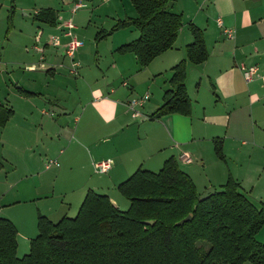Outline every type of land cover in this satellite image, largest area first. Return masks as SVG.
I'll list each match as a JSON object with an SVG mask.
<instances>
[{
	"label": "crops",
	"instance_id": "0c3cea01",
	"mask_svg": "<svg viewBox=\"0 0 264 264\" xmlns=\"http://www.w3.org/2000/svg\"><path fill=\"white\" fill-rule=\"evenodd\" d=\"M170 6L173 9L171 12L180 14L182 18L177 39L171 49L144 67L138 64L133 54L118 53L119 45L107 47L104 44L99 47L95 43L92 45L95 52L92 49L88 51L91 58L83 47L76 50L72 58L64 56L61 47L50 44L51 38L56 36L62 46L68 41L62 26L65 23L64 11L60 13L48 8L56 13V25L52 33L46 35L45 48L36 45L33 49L38 57L28 63L26 79L15 81L16 89L11 90L14 102H19L27 112L30 111L28 123L32 130H47L48 123L44 118L35 123L36 119H39V114H46L44 106L53 104L58 107L64 88L74 85L76 105H71L69 113L77 110L79 104L82 116L75 117L77 127L73 130L59 128L58 135L65 144L66 157L73 158V165L68 168L70 171L65 173L67 177L77 175L81 182L91 183V187L81 188L82 201L88 190L100 191L120 209L124 204L109 189L116 190L138 169L158 172L170 157L176 159L181 170L185 167L184 172L192 179L199 194L208 188L219 190L231 178L247 197L260 196L263 200L264 87L258 77L252 82H245L239 67L242 64L256 66L260 74L264 72V5L259 0H174ZM197 7L200 9L196 11ZM189 23L204 35L207 59L199 64L191 63L186 56V46L193 42L191 33L186 31ZM225 28L235 30L234 39L225 36ZM135 39L136 35L131 40ZM64 57L67 60L59 62V58ZM3 58L0 57V85L6 66ZM182 61L185 62L184 85L191 113H172L156 119L153 114L162 105L164 93L171 89L172 68ZM73 63L77 64L76 74L71 72ZM58 70L69 77L79 78L74 82L71 79H55ZM123 82L126 85H122ZM19 89L33 95L25 97ZM82 90L87 91V98L82 95ZM145 93L149 94V98L138 109L140 117L132 118L126 103ZM70 102V98L63 99L65 106H69ZM9 103L13 116L8 124L17 115L15 103ZM67 110L63 107L62 111ZM12 127L17 137L15 130L19 126L13 124ZM5 131L6 127L0 128V143ZM6 141L10 142L13 156L19 150H30L32 146H29L30 143L20 146L9 138ZM215 141L221 142L223 158L215 154ZM181 153L189 155L191 163L180 161L178 157ZM103 160H111L113 165L106 174L96 175L93 165ZM2 162H10V167L17 170L15 160L2 156L0 171ZM34 165L28 159L24 168L33 171ZM73 167L76 168L74 173L71 170ZM58 172L61 174V171ZM261 204L264 205V201ZM58 211L49 210L52 215ZM2 218L15 226L18 238H24L15 220L8 215Z\"/></svg>",
	"mask_w": 264,
	"mask_h": 264
},
{
	"label": "trees",
	"instance_id": "16d2710c",
	"mask_svg": "<svg viewBox=\"0 0 264 264\" xmlns=\"http://www.w3.org/2000/svg\"><path fill=\"white\" fill-rule=\"evenodd\" d=\"M174 0H130L136 18L119 21L112 29L134 25L139 37L117 48L131 53L141 67L168 51L182 25L180 14L171 12ZM9 23L12 25L11 13ZM34 20L54 27L56 13L43 9ZM193 42L186 46L187 59L199 64L207 59L203 32L189 24ZM108 35L100 30L96 39ZM171 89L153 114L190 115L185 62L172 68ZM25 97L32 96L19 89ZM13 116V110L0 103V128ZM215 154L223 158L221 142L215 141ZM129 201L122 211L104 194L88 190L75 217L52 222L37 217V236L29 243V252L17 257V230L0 217V264H264V243L255 235L264 225V205L255 206L229 178L219 190L199 201L196 187L174 157L168 158L156 172L138 169L117 187ZM191 216V221L176 223ZM152 221L151 225L145 224ZM208 244L204 249L203 245Z\"/></svg>",
	"mask_w": 264,
	"mask_h": 264
},
{
	"label": "rangeland",
	"instance_id": "374dc122",
	"mask_svg": "<svg viewBox=\"0 0 264 264\" xmlns=\"http://www.w3.org/2000/svg\"><path fill=\"white\" fill-rule=\"evenodd\" d=\"M73 2V0H16L15 4L14 0H1L0 2L2 4L0 7V57H5L2 62L6 64L3 72L4 79L0 85V103L4 107L9 108V101H11V103H15V108L17 109L16 117L11 123L8 124V121L7 125L4 126L6 131L0 143V161L2 156L10 157L15 160L16 164L14 165H17V170H15L13 166L10 167V162H2L3 167L2 171H0V217L8 215V217L15 220L19 230L24 235V238L17 237V257H23L28 254L29 243L38 234V216H44L52 222H57L62 216L75 217L78 212V206L82 201L81 197H83L81 188L91 187L90 182H88L89 184L81 182L77 175L75 177H67L65 174L70 171L68 168L73 165H71L73 158L72 156L66 157L64 153L65 144L60 135H58L59 128L65 127L67 130H73L77 127L78 124L75 122V117L79 118L82 116L79 104H77V110L69 113L71 105H76L74 85L70 84L67 88H64V96L61 95L58 107L48 104V106H44L43 110L46 114H43V116L39 114V119H36L35 123H37V120L44 118L43 120L48 123L47 130H32L28 123L30 119L28 113L30 111L27 112L19 102H14V97L11 93V90L16 89L15 81L26 79L25 69H28L27 65L30 60L32 58L37 59L38 55L33 50L35 46L45 48L46 35L47 33H52L53 27H48L34 20V12L48 8H54L60 13L64 11L63 19L72 21L76 27L73 34L83 43V48L87 53L95 43L99 44V47H103L104 44L107 47L112 45L120 46L132 41L131 39L135 35L137 38L139 37V32L134 25L112 31L119 21L126 18H136L137 13L130 0H82L85 7L71 14ZM259 2L264 5V0H259ZM11 9L13 10L11 13L12 25L8 20ZM199 9L200 7H197L196 11ZM170 10L173 11L172 8ZM184 23H186L185 20ZM102 29L110 35H107L109 39L106 42L104 41L106 37L100 40L96 39L98 32ZM186 31H189V25ZM92 51L95 52L94 49ZM88 57L91 58L89 53ZM64 60H67V58H59V62ZM11 74H13L12 78ZM78 78V76L69 77L66 73H62L59 70L57 76H55V79H71L72 82ZM50 79L52 80L53 77L51 76ZM89 79L92 78L89 77ZM17 87H20V85ZM81 93L87 98V91L84 92L82 90ZM65 98H70L69 106L63 104V99ZM63 107L68 109L67 112L62 111ZM13 124L19 126V129L15 130L16 134H18L17 137L14 136ZM6 138L11 139L20 146L25 143H30L29 146H32H30V150L26 149V152L19 150L13 156V151L9 148L10 142L6 141ZM3 144H5L4 149H2ZM63 153L64 155H62ZM28 159L36 164L32 168L33 171L24 168V163ZM47 165L48 167H46ZM181 168L186 171L185 167ZM71 170L74 173L76 168L73 167ZM58 171H61V174H58ZM109 192L115 193L122 201V204H124L120 210L125 211L128 209L129 201L123 198L117 189L113 191L109 189ZM100 193L102 194V192ZM78 195L79 199L77 201ZM252 197L251 199L248 198L257 207H260L264 197L263 200H261L260 196ZM62 202L63 204H61ZM50 209H59V211L57 214L52 215L49 212ZM255 240L258 243H264V225L256 233ZM199 245H203L204 249L209 247L206 243H199ZM243 264L251 263L245 262Z\"/></svg>",
	"mask_w": 264,
	"mask_h": 264
},
{
	"label": "built area",
	"instance_id": "2783aa9c",
	"mask_svg": "<svg viewBox=\"0 0 264 264\" xmlns=\"http://www.w3.org/2000/svg\"><path fill=\"white\" fill-rule=\"evenodd\" d=\"M84 7L85 5L82 3V0H77V2L72 3L70 13L74 14ZM62 26L64 29V35L68 38V41L62 46L59 37L56 36L51 38L50 44L56 47H61L62 54L68 58H72L75 51L83 47V43L73 34L75 27L71 20L65 21ZM223 32L228 39H234L235 30L233 28H225ZM76 66L77 64L73 63V69L71 70L73 74H76ZM239 69L242 72L245 82H252L256 77H258L261 80L262 86L264 87V72L263 74H260L259 69L256 66H246L242 64L240 65ZM122 85H126V83L123 82ZM148 98L149 94L145 93L141 97L136 99L134 98L126 103V107L129 110L132 118L140 117V112L138 109L145 104ZM178 159L186 164H189L192 161L190 156L186 153H181ZM112 165L113 163L111 160L97 162L93 165L94 172L99 175L106 174L111 169ZM46 167H48V165Z\"/></svg>",
	"mask_w": 264,
	"mask_h": 264
},
{
	"label": "water",
	"instance_id": "95a60500",
	"mask_svg": "<svg viewBox=\"0 0 264 264\" xmlns=\"http://www.w3.org/2000/svg\"><path fill=\"white\" fill-rule=\"evenodd\" d=\"M170 5H171V2L166 5V8H168ZM214 193H215V189L214 188H208L199 196L198 199H199V201H204L205 199H207L208 197H210ZM189 221H191V216H187L186 218H184L181 221L177 222L176 225L177 226H181L184 223L189 222ZM152 223H153L152 221L145 222V224H147V225H151Z\"/></svg>",
	"mask_w": 264,
	"mask_h": 264
}]
</instances>
